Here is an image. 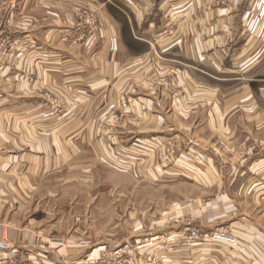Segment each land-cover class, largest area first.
<instances>
[{
    "label": "crops",
    "instance_id": "crops-1",
    "mask_svg": "<svg viewBox=\"0 0 264 264\" xmlns=\"http://www.w3.org/2000/svg\"><path fill=\"white\" fill-rule=\"evenodd\" d=\"M114 1L129 16L110 0H0V89L24 91L10 93L9 110L0 101V124H12L0 127V180L8 166L15 184L33 196L38 179L68 185L77 173H91L101 153L131 166L114 152L133 150L128 145L136 139L144 155L138 172L156 181L147 172L154 158L145 155L174 141L183 152L181 165L164 171L170 181L185 175L224 189L220 201L264 204V0ZM79 4L98 17L93 35L74 13ZM166 8L173 31L158 38ZM46 91L57 92L60 106ZM123 93L137 103L133 118L116 125L109 107ZM104 136L116 141H99ZM62 171L68 176L59 177ZM3 207L0 197V243L12 249L0 248V264H92L83 256L100 249L66 248L54 225H19V206ZM253 214L240 206L232 225L244 250L226 245L201 258L175 253L171 264H264V224Z\"/></svg>",
    "mask_w": 264,
    "mask_h": 264
},
{
    "label": "rangeland",
    "instance_id": "rangeland-1",
    "mask_svg": "<svg viewBox=\"0 0 264 264\" xmlns=\"http://www.w3.org/2000/svg\"><path fill=\"white\" fill-rule=\"evenodd\" d=\"M110 1L129 16V12L121 5L114 0ZM74 7L75 14L87 10V7L80 4ZM93 15L95 16L94 13ZM76 17L86 27L88 35L100 30L97 16L96 30H92L80 15ZM162 17L166 20L158 31V38H165L173 31L170 11L167 8L162 10ZM2 45L1 51L6 49L4 43ZM158 82L165 84L166 80L160 79ZM15 92L19 97L24 93L20 90L0 89L3 111L9 110L8 97L10 93ZM55 93L46 91L45 96L58 107L60 105L57 92ZM128 98H132L135 105H124ZM136 103L130 93H123L117 104L109 107L116 125L123 119L133 118L131 112ZM1 125L6 128L12 124L5 121L0 127ZM194 126L197 130L201 129L196 124ZM102 138L100 137L99 141L108 145L116 141L109 136ZM197 139L201 141L200 138ZM138 142L139 140L133 139L128 145H134L133 150L118 148V152H114L118 157L130 158L128 162L131 166L124 167V162L119 160L114 163L108 158L111 153H101L98 156V164L91 173L89 170L77 173L71 177L76 180L68 185H57L55 177H46L43 182L38 179L39 186H36L33 196L32 193L20 189L15 184L16 180L9 176L8 166H3V176L0 180V197L4 206L2 211L12 204L20 208L15 214L19 225H54L55 235L64 237V240H70L75 245L69 247L66 241V248L79 249L85 253L96 243L100 249L91 256H83L92 258V264H140L143 259L146 264H171V256L175 253L179 258H184L186 253L201 258L207 256V251L208 254L213 253L221 246L236 247L212 240L211 237L217 231H226L238 240V234L234 233L232 225L238 220L235 214L240 206L244 210L252 211L255 216L260 215L257 216L258 220L264 224V217L261 218L264 215L263 203L261 205L260 202H253L254 206H251L244 200L220 201V193L224 192V189L221 191L220 187L215 185L202 186L196 180L191 183L192 179L185 175L170 181L169 175L164 171L179 162L183 152L174 141L158 145L152 153L145 155L154 158L151 171L147 172L157 175L158 179L149 180L147 176L145 178L140 175L141 169L138 172L136 166L144 155L136 149ZM111 147L115 148L114 145ZM179 163L181 165V162ZM190 163L195 168L200 167L199 159L193 158ZM188 175L193 177L194 173ZM66 176V171L59 175L61 178ZM227 189L234 194L233 187ZM49 191L53 193L49 194ZM32 219L34 221H31Z\"/></svg>",
    "mask_w": 264,
    "mask_h": 264
},
{
    "label": "built area",
    "instance_id": "built-area-1",
    "mask_svg": "<svg viewBox=\"0 0 264 264\" xmlns=\"http://www.w3.org/2000/svg\"><path fill=\"white\" fill-rule=\"evenodd\" d=\"M11 7L15 8L16 4L12 3ZM79 15L84 21L89 23V25L91 26L92 30H96L97 29V27H98L97 26V20H96L95 16L93 15V13L90 10H83V11H81V13ZM134 103L135 102L132 100V98H128L125 101L124 105L132 106ZM211 239L215 240V241H218V242L225 243V244H232V245L244 250L243 247L239 244L237 238L234 235L227 233L226 231H217V232L213 233ZM67 246L73 247L75 245L72 242H68ZM78 246H82V245H78ZM0 248L3 249V250L11 251L12 246L7 240H3L0 243Z\"/></svg>",
    "mask_w": 264,
    "mask_h": 264
}]
</instances>
